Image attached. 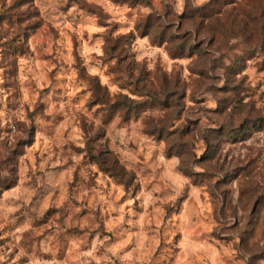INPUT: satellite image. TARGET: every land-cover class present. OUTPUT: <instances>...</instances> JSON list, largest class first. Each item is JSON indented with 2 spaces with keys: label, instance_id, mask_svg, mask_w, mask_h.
<instances>
[{
  "label": "rangeland",
  "instance_id": "1",
  "mask_svg": "<svg viewBox=\"0 0 264 264\" xmlns=\"http://www.w3.org/2000/svg\"><path fill=\"white\" fill-rule=\"evenodd\" d=\"M0 264H264V0H0Z\"/></svg>",
  "mask_w": 264,
  "mask_h": 264
}]
</instances>
